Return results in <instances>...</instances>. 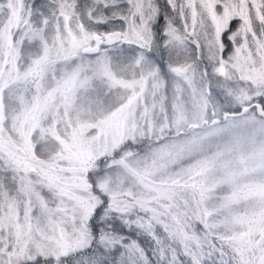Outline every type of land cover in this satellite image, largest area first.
<instances>
[{"label": "rangeland", "instance_id": "374dc122", "mask_svg": "<svg viewBox=\"0 0 264 264\" xmlns=\"http://www.w3.org/2000/svg\"><path fill=\"white\" fill-rule=\"evenodd\" d=\"M172 4L0 0V264H112L122 235L156 264L153 239L123 221L189 202L264 220V117L191 127L264 95L261 0ZM108 22L123 42L84 52Z\"/></svg>", "mask_w": 264, "mask_h": 264}, {"label": "snow or ice", "instance_id": "6c2138e0", "mask_svg": "<svg viewBox=\"0 0 264 264\" xmlns=\"http://www.w3.org/2000/svg\"><path fill=\"white\" fill-rule=\"evenodd\" d=\"M126 2L132 5V0ZM168 3L173 11H176V5L172 4V0H168ZM223 6V2L218 5L221 8ZM193 7L189 2V10ZM261 8L264 10V0H261ZM155 11L159 16V9L156 8ZM183 11L181 9L182 15ZM132 15L135 16L136 12ZM261 15L264 16V11ZM237 22L238 18L233 17L229 26L236 27ZM224 39L232 40L233 36L228 35L226 30L222 34V43ZM227 54L225 48L223 55ZM103 204L104 201L101 200L100 205ZM100 205L85 216L90 222L86 226L89 235L92 233L94 217L98 215ZM180 207L183 211L174 210L166 215L162 213L148 217L137 216L135 221H123L129 231L135 224L141 232L153 239L157 246L156 264H264V220L258 223L245 222L225 205L214 209L213 212L198 210V205L194 207L190 202ZM105 212L107 213V209ZM162 216L164 218H161ZM95 239L96 237L92 236L86 243L72 251L85 252L91 249ZM117 244L119 248L115 246ZM109 247L115 254L112 264H153L138 240L131 239L130 236L122 235L115 244L109 241ZM63 254L67 256L71 253L65 251ZM47 260L48 258L44 257L43 260H37L36 264H45ZM48 264H51V261H48ZM93 264L102 262L93 261Z\"/></svg>", "mask_w": 264, "mask_h": 264}, {"label": "water", "instance_id": "95a60500", "mask_svg": "<svg viewBox=\"0 0 264 264\" xmlns=\"http://www.w3.org/2000/svg\"><path fill=\"white\" fill-rule=\"evenodd\" d=\"M123 40H124V37H123L122 31H119V30L109 31L104 35L103 38L101 36H96L95 37L96 44L94 46L85 47L83 51L87 53L91 51H97L100 48L102 43H105L106 45H116V44L123 42ZM250 108H252L250 105L243 107L238 113H245ZM256 110H257V113L261 117H264V107L262 106V104L257 103ZM238 113L224 112L221 117H213L210 120L205 119L203 120L201 125L192 124L191 127L193 129H197L200 126H204V125H215V124L220 123L221 121H225L232 115H236Z\"/></svg>", "mask_w": 264, "mask_h": 264}, {"label": "trees", "instance_id": "16d2710c", "mask_svg": "<svg viewBox=\"0 0 264 264\" xmlns=\"http://www.w3.org/2000/svg\"><path fill=\"white\" fill-rule=\"evenodd\" d=\"M115 27V28H114ZM118 29L117 28V26H115V24L114 23H110V22H108V23H105V24H98V26H97V28L96 29H99L98 31H109V30H111V29ZM224 43H227V39H224ZM34 45H35V43H29V42H26L23 46H22V49H21V52L23 53H25V52H28V51H30L33 47H34ZM92 52H95V51H92ZM241 110V108H237V109H235V110H229V109H225V111L224 112H231V113H238L239 111ZM233 116H235V115H232L231 117H233ZM230 118V117H229ZM221 122H223V121H221ZM220 122V123H221ZM200 128V127H199ZM189 129V128H188ZM189 131V130H188ZM147 142H148V139L147 140H145L143 143H144V145H146L147 144ZM131 149H141V147H143V145H141V146H138V145H134V146H129ZM140 147V148H139ZM124 148V147H123ZM91 175V174H90ZM91 177V176H90ZM92 181H93V179H92ZM100 210V209H99ZM99 214V213H98ZM97 217V215L94 217V218H96ZM144 242L145 241H143V243L142 244H144ZM148 251V250H147ZM148 253H149V251H148ZM39 260H43V259H39ZM48 261H50V260H47V261H45V264H48ZM26 264H29V263H26ZM30 264H36V261L35 262H33V263H30Z\"/></svg>", "mask_w": 264, "mask_h": 264}, {"label": "flooded vegetation", "instance_id": "af4514ba", "mask_svg": "<svg viewBox=\"0 0 264 264\" xmlns=\"http://www.w3.org/2000/svg\"><path fill=\"white\" fill-rule=\"evenodd\" d=\"M257 103L262 104V106L264 107V95H263L258 101L253 102L250 106H251L252 108H256V104H257Z\"/></svg>", "mask_w": 264, "mask_h": 264}]
</instances>
